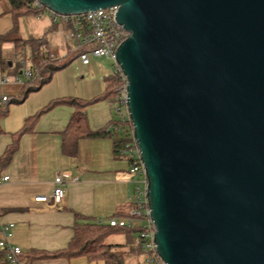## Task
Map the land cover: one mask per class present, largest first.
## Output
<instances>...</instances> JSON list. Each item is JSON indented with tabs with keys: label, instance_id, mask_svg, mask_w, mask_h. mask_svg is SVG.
I'll return each mask as SVG.
<instances>
[{
	"label": "water",
	"instance_id": "water-1",
	"mask_svg": "<svg viewBox=\"0 0 264 264\" xmlns=\"http://www.w3.org/2000/svg\"><path fill=\"white\" fill-rule=\"evenodd\" d=\"M39 1L117 7L115 63L161 261L264 264V0Z\"/></svg>",
	"mask_w": 264,
	"mask_h": 264
},
{
	"label": "crops",
	"instance_id": "crops-1",
	"mask_svg": "<svg viewBox=\"0 0 264 264\" xmlns=\"http://www.w3.org/2000/svg\"><path fill=\"white\" fill-rule=\"evenodd\" d=\"M11 27L9 5L2 1L0 34ZM17 29L22 40L43 38L49 52L57 58L75 49L76 40L71 35V27L53 19L48 11L18 17ZM1 55L3 61L11 64H8V69L0 65V80L15 75L9 71L13 66L14 44L4 42ZM91 58L88 64H82L78 58L73 59L65 68L56 71L48 83L30 92L22 102L8 105L7 114L0 119V155L12 142V133L21 129L27 117L50 101L62 97L90 99L104 91L107 73L89 77H78L76 73V68L85 74L93 68L98 70L96 62L102 58ZM75 61L77 63H73ZM21 92L22 84L0 82V100L2 96H7L10 102L14 97H20ZM74 110L72 105L59 103L41 113L31 131L19 138L17 150L9 163L0 169V219L14 223L10 242L18 245L25 256L31 251L51 252L65 248L74 234L75 214L83 217V220L106 224L108 218L126 215L133 207V176L128 173V161L114 154L110 137H82L77 141L74 154H67L63 150L64 130ZM85 111L91 131L109 127L115 116L112 103L107 100L90 104ZM57 173L63 175L66 181L61 202H33L34 196L51 192ZM5 175L9 179L1 181ZM127 260L129 264H135L138 258L128 256ZM0 264H7L4 258H0ZM28 264L89 262L85 257H56L34 259Z\"/></svg>",
	"mask_w": 264,
	"mask_h": 264
},
{
	"label": "trees",
	"instance_id": "trees-1",
	"mask_svg": "<svg viewBox=\"0 0 264 264\" xmlns=\"http://www.w3.org/2000/svg\"><path fill=\"white\" fill-rule=\"evenodd\" d=\"M2 1H6L9 5V12L12 17V27L5 33L0 34V65L3 69H8L9 62L3 61L2 59L1 45L4 42H12L14 44L15 52L20 54L23 58L30 60L31 64L37 68L38 75L31 81L24 80L20 97H14L10 102L8 101L9 103L7 102L4 105H0V119L7 114L8 105L10 103H20L30 92L40 89L50 81L52 75L56 71L69 65L73 59L78 58L82 51V49L70 50L65 56L57 58L53 53L49 52L43 38H28L27 40H22L18 36V17L26 14H42L46 11L45 6H34V0H0V3ZM51 54L53 57H51ZM18 66L17 63V67H15L13 72L16 75L19 74ZM118 82L116 75L112 73L105 76V89L101 94L90 99H79L74 97L57 98L50 101L35 114L27 117L24 121L23 127L12 133V142L5 148L2 155H0V169L9 163L14 152L17 150L19 138L24 133L31 131V127L39 115L59 103H66L75 108L68 121L66 129L64 130L62 148L65 153L74 154L76 152L77 141L82 137L106 135L112 140L114 154L125 158V155L121 154L120 151L124 148V145L132 141L133 138L132 127L129 122L122 123L114 114L115 116L111 119L109 127L99 131H91L88 128L85 111L88 105L100 100H107L112 103L115 99V88L118 85ZM127 215L128 213L121 216ZM75 216L76 222L74 225V234L65 248L51 252L31 251L33 253L28 252L26 256L21 253L20 259L23 260L25 264H28L34 259L40 258L65 257L71 259L85 257L87 261L102 260L104 264H129V262L126 263L128 256L139 258L143 255L140 246L135 245L133 242L134 235L138 233L139 228H117L109 226L107 223H97V221L90 219L83 220V217L78 214H75ZM111 233H124L126 235V242L123 244L107 243L105 239ZM0 258H4V262L9 264L5 259V253L3 250H0ZM135 264H138V262ZM144 264L146 263L144 262Z\"/></svg>",
	"mask_w": 264,
	"mask_h": 264
},
{
	"label": "built area",
	"instance_id": "built-area-1",
	"mask_svg": "<svg viewBox=\"0 0 264 264\" xmlns=\"http://www.w3.org/2000/svg\"><path fill=\"white\" fill-rule=\"evenodd\" d=\"M33 5L42 7L39 0H34ZM53 19H57L61 24L69 25L72 29L71 35L76 40L75 49L81 53L78 59L82 64H88L91 57L108 58L113 61V74L118 79V85L115 88V99L112 102L113 112L122 123L129 122L127 111L126 79L121 69L115 63V49L125 38L126 32L121 25L115 20L117 11L116 6L105 9H97L80 14H59L45 7ZM51 57L53 55L51 54ZM19 75L24 80L31 81L38 75V70L27 58H22L18 62ZM19 75L5 76L0 80L1 83H17ZM8 101L7 96H2L0 104ZM125 155L128 161V172L132 174V181L135 185V197L132 200L133 207L129 210L127 216L110 217L107 224L117 228H139L138 233L134 236V244L140 246L144 262L146 264H164L156 253L155 244L153 243L154 227L149 218V210L146 200V178L144 175L143 164L135 140L126 143L120 151ZM8 175L3 176L1 181H7ZM65 178L57 173L54 179V186L47 195H36L33 197L35 203H60L64 196ZM101 221H97L100 223ZM14 223L2 222L0 219V250L5 253V259L9 264H25L20 259L22 253L18 245L10 242Z\"/></svg>",
	"mask_w": 264,
	"mask_h": 264
},
{
	"label": "rangeland",
	"instance_id": "rangeland-1",
	"mask_svg": "<svg viewBox=\"0 0 264 264\" xmlns=\"http://www.w3.org/2000/svg\"><path fill=\"white\" fill-rule=\"evenodd\" d=\"M23 57L20 55V54H17L15 52V55L13 57V66L11 67V69H9L10 72H14L15 70V67H17V63L20 61V59H22ZM77 59V58H76ZM92 59V58H91ZM73 63H77L76 61L73 62ZM97 69L99 70H96V69H92L91 72H87L86 74L85 73H81V71L78 69V68H73L76 70V73L78 75V77H80L81 75L85 76V77H89L90 75H97L99 73H107L108 75L112 74L113 73V61L108 59V58H102V59H99L97 62ZM14 74V73H13ZM16 76V74H15ZM20 77V80L19 82L15 83L16 85H21L23 82H24V79H23V76L20 74L19 75ZM129 173V172H128ZM130 174V173H129ZM132 175V174H130ZM133 182V181H132ZM135 183L133 182V188H132V199L135 197ZM126 240V235L124 233H111L109 236L106 237L105 241L107 243H116V242H126L124 241ZM143 260H144V255H141L139 258H138V264H143ZM89 264H104V262L102 260H98V261H88ZM129 261L126 260V263H128ZM136 262V263H137ZM135 263V262H134Z\"/></svg>",
	"mask_w": 264,
	"mask_h": 264
}]
</instances>
